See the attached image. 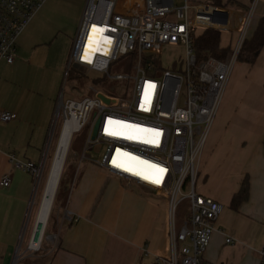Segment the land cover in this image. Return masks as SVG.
Wrapping results in <instances>:
<instances>
[{"label": "built area", "instance_id": "1", "mask_svg": "<svg viewBox=\"0 0 264 264\" xmlns=\"http://www.w3.org/2000/svg\"><path fill=\"white\" fill-rule=\"evenodd\" d=\"M46 1L0 0V61L14 63L20 35ZM258 2L252 0L246 10L238 11L208 1L85 0L66 72L73 66L97 72L130 83L132 91L106 95L110 103L99 98L96 90L94 96L80 99L64 100L61 93L53 122L57 126L62 119L61 134L69 128L70 145L77 134L85 135L80 162L90 159L128 184L148 187L166 198L169 255L158 257L157 264H213L206 261L205 252L214 233L220 231L217 222L224 205L198 192L197 164L251 31ZM207 29L235 35L227 39L231 51L226 58L198 59L195 39ZM166 45L185 50L174 68L164 69L155 62ZM130 55L131 64L121 61ZM117 63L123 72L111 74ZM16 118L15 112L0 110V121ZM95 148L101 158L90 155ZM10 159L36 182L41 177L44 155L39 163L22 162L13 155ZM114 159L127 162L133 170L117 167ZM148 165L164 172L156 173ZM137 171L158 174L160 182ZM10 182L5 175L0 184L9 186ZM184 200L189 201V211L178 228L177 209ZM226 243L233 239L227 237ZM259 253L260 264H264V248Z\"/></svg>", "mask_w": 264, "mask_h": 264}, {"label": "crops", "instance_id": "2", "mask_svg": "<svg viewBox=\"0 0 264 264\" xmlns=\"http://www.w3.org/2000/svg\"><path fill=\"white\" fill-rule=\"evenodd\" d=\"M219 1L244 11L252 0ZM262 17L264 0H259L253 29ZM227 35V39L235 37ZM18 50L17 44V54ZM2 83L0 78V86ZM29 103L17 99L14 105L0 107L17 114L11 122L0 121V181L5 175L11 179L9 186L0 184V264H157L158 257H167V200L119 177L122 188L102 186L101 172L106 169L89 162L65 171L62 189L66 193L68 188V194L58 198L61 210L53 226L55 241L49 259L45 261L43 254H18L37 182L10 157L39 163L44 135L57 110L49 101ZM263 142L264 46L255 61L240 60L233 69L197 164L198 192L224 205L217 222L220 231L214 233L205 252L207 262L260 264L259 251L264 248ZM246 178L249 198L234 210L232 199ZM227 237L233 243H226ZM31 256L35 259L28 261Z\"/></svg>", "mask_w": 264, "mask_h": 264}, {"label": "rangeland", "instance_id": "3", "mask_svg": "<svg viewBox=\"0 0 264 264\" xmlns=\"http://www.w3.org/2000/svg\"><path fill=\"white\" fill-rule=\"evenodd\" d=\"M183 2L184 0H175L176 4H182ZM84 4L85 0H47L44 3L20 35L17 42L19 50L14 63L9 64L4 60L0 61V78L4 81L0 86V107L14 105L15 101L19 99L22 103L30 102L29 104H37V101H49L53 103V107L56 109L61 98V93L63 94V99L67 100L69 98L80 99L86 96H94L95 90L109 96H121L124 93H130L132 91V86L126 81H116L106 78L107 83L105 85L94 84V80L102 78L103 74L74 66L70 70L71 76L68 77L69 72H66L67 61L77 35ZM227 36V34L222 35V43H227ZM184 53L185 50L180 45H166L159 57L161 67L170 69L173 65L175 67L178 66L180 60L184 58ZM238 62L235 64L234 70ZM122 72L123 66L120 63L113 65L110 70L111 74ZM61 121L62 119L59 120L57 126H55V122L51 121L44 135L42 153L45 159L43 160L41 168V177L35 184V198L32 199V208L28 212L26 233L18 248L19 255L20 253L23 255L43 254L45 261L52 254L51 249L55 241L53 226L55 220L58 219L62 203L58 199L59 197L55 196L40 248L37 250L30 249L29 241L33 233L38 207L56 153L61 134ZM84 136L77 134L71 142L61 174V185H63L65 171L71 168V166L74 167L80 163ZM90 155L92 158H101V151L95 148L90 152ZM82 162H89L98 166L90 159L81 161V164ZM101 174L104 176L102 186L115 190L122 188L117 182V180L120 181L118 177L110 175L104 169H102ZM196 188L198 189V183ZM134 190L136 193H140L138 189ZM61 199L64 200V197L62 196ZM161 199L165 200L166 198L161 197ZM188 211L189 201L184 200L178 205L177 209L178 228L181 220L188 214ZM27 259L30 261L35 258L31 256Z\"/></svg>", "mask_w": 264, "mask_h": 264}, {"label": "trees", "instance_id": "4", "mask_svg": "<svg viewBox=\"0 0 264 264\" xmlns=\"http://www.w3.org/2000/svg\"><path fill=\"white\" fill-rule=\"evenodd\" d=\"M212 3L217 5L221 4L219 0H213ZM223 34L225 33L213 29H207L195 39L194 48L199 60L206 59L209 56H214L217 58L224 59L229 55L231 51V47L228 44L227 46H223L224 45V43H222ZM263 46H264V17L259 19V22L255 29L251 28V31L246 41L244 42L241 52L239 54L238 61L240 60H245L248 62L255 61ZM132 60H133V56L130 55L124 57L121 61L128 62L131 64ZM155 62L157 64H160V59L155 58ZM70 76H71V72L69 71L68 77ZM93 83L103 86L107 83V79L105 77L98 78L94 80ZM60 180L61 181L56 193L57 197L64 194L65 195L68 194V188H66L67 194L65 193V190L62 189V185H61L62 176ZM248 198H249V180L246 178L243 181L240 191L233 197L231 202V207L234 210H237L241 206V204H243L245 201L248 200Z\"/></svg>", "mask_w": 264, "mask_h": 264}, {"label": "bare ground", "instance_id": "5", "mask_svg": "<svg viewBox=\"0 0 264 264\" xmlns=\"http://www.w3.org/2000/svg\"><path fill=\"white\" fill-rule=\"evenodd\" d=\"M69 143V128L66 126L62 134H60L56 153L52 161L44 192L38 207L33 233L29 241V248L32 250L39 249L43 242L45 229L48 224L50 213L52 211L58 184L60 182L64 163L70 147Z\"/></svg>", "mask_w": 264, "mask_h": 264}, {"label": "snow or ice", "instance_id": "6", "mask_svg": "<svg viewBox=\"0 0 264 264\" xmlns=\"http://www.w3.org/2000/svg\"><path fill=\"white\" fill-rule=\"evenodd\" d=\"M112 134H118L113 132ZM125 157H128V154H122ZM130 160H136L137 158L135 157H129ZM113 163L117 166V167H124L126 170L132 171L133 167L130 166L127 162L125 161H118L116 159L113 160ZM141 164H144L146 162H140ZM148 168L150 169H154L156 173L162 174L164 172V169L159 168V166L157 165H148ZM137 175H141L144 174L146 179H152L154 183H159L160 182V175L158 174H145L142 171H137L136 172Z\"/></svg>", "mask_w": 264, "mask_h": 264}, {"label": "water", "instance_id": "7", "mask_svg": "<svg viewBox=\"0 0 264 264\" xmlns=\"http://www.w3.org/2000/svg\"><path fill=\"white\" fill-rule=\"evenodd\" d=\"M169 3L171 4V2H169ZM98 97L101 98L105 103H110L112 101L109 97H107L103 93H98ZM97 126H98V124L96 125L95 131H94V136L97 134Z\"/></svg>", "mask_w": 264, "mask_h": 264}]
</instances>
